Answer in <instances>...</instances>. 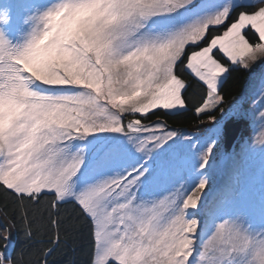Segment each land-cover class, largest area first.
I'll return each mask as SVG.
<instances>
[{
	"label": "snow or ice",
	"instance_id": "obj_1",
	"mask_svg": "<svg viewBox=\"0 0 264 264\" xmlns=\"http://www.w3.org/2000/svg\"><path fill=\"white\" fill-rule=\"evenodd\" d=\"M32 7L15 40L0 27V264H22L17 226L29 264L84 232L88 264H264V176L258 192L237 168L216 179L240 122L264 153V0ZM237 69L250 86L225 107ZM190 104L203 131L163 118Z\"/></svg>",
	"mask_w": 264,
	"mask_h": 264
},
{
	"label": "trees",
	"instance_id": "obj_2",
	"mask_svg": "<svg viewBox=\"0 0 264 264\" xmlns=\"http://www.w3.org/2000/svg\"><path fill=\"white\" fill-rule=\"evenodd\" d=\"M33 0H0V15H7V23L0 21V27L4 28L7 32V35L15 40L17 31L25 30L29 28L28 24H25L24 21L27 17L34 11L33 7ZM6 10V12L4 11ZM18 35V33H17ZM19 37V35H18ZM248 73L241 72L239 69L232 72L223 86L222 92L225 94L226 104L231 102L233 97H237L243 90L245 89L246 85L248 84ZM158 115L163 116L162 113H158ZM156 117H150V119H155ZM163 118L168 120L169 125L173 127H185L189 130L186 134H192L199 131H203V128H196L192 124V121L195 120V116L193 115V109L191 104L189 105V111L184 113L181 117H166ZM243 128L241 129L242 132L240 133L234 147L232 149H228L231 153L232 152H239L242 145L243 138L245 136V132L247 129V122L242 121ZM246 132V134H247ZM241 174V181L243 182V171L238 168ZM260 173V170L258 174ZM257 174V173H256ZM261 175V174H259ZM224 178L219 179L218 183H221ZM258 178L254 176L252 180L251 187L255 188L258 182ZM242 184V183H241ZM242 186V185H241ZM4 203V193L0 191V206ZM70 205L62 206L63 210H70ZM18 219V217H17ZM47 217H45L46 221ZM5 227L4 224V217L0 214V231H2ZM9 244V251L20 252L22 248H24L23 260L22 264H29L31 253L33 249L38 247L36 244H28L24 237L23 231L17 226L12 229V234ZM5 241L0 240V245H3ZM27 245V246H26ZM89 243L87 240L86 232L81 234H75V246L73 247L72 242H69V246L63 248L55 254L54 257V264H88L89 260Z\"/></svg>",
	"mask_w": 264,
	"mask_h": 264
},
{
	"label": "rangeland",
	"instance_id": "obj_3",
	"mask_svg": "<svg viewBox=\"0 0 264 264\" xmlns=\"http://www.w3.org/2000/svg\"><path fill=\"white\" fill-rule=\"evenodd\" d=\"M245 2L248 4H253L255 3V0H245ZM27 30H29V28H26L23 31H27ZM17 33L19 36L21 35V31L20 32L17 31ZM17 33H16V37H18ZM249 86L250 85L248 82L245 89H247ZM252 128L253 126H250L247 122L248 132L246 130L247 134L245 132V136L243 137L246 138L243 139L242 141L244 145H242L239 152L234 151L231 153L228 149H226L225 145L221 146L220 155H218L217 158V177H216L217 183L219 182V179L224 178L225 170L229 168H237V169L239 168L240 170L243 171V175H242L243 182L241 184L242 191L248 187H251L254 176H256L259 179L256 185V191L257 192L259 191L261 177L264 176V153L261 152L258 146L253 148L252 150H248L246 147V142L248 141V138L252 135ZM224 153L231 154L232 159L231 160L223 159L222 156ZM259 170H260L259 174L261 175L258 174Z\"/></svg>",
	"mask_w": 264,
	"mask_h": 264
},
{
	"label": "water",
	"instance_id": "obj_4",
	"mask_svg": "<svg viewBox=\"0 0 264 264\" xmlns=\"http://www.w3.org/2000/svg\"><path fill=\"white\" fill-rule=\"evenodd\" d=\"M241 129H242V122H240L235 129V136L236 138L231 140L228 144H225L226 149H232L241 133Z\"/></svg>",
	"mask_w": 264,
	"mask_h": 264
},
{
	"label": "clouds",
	"instance_id": "obj_5",
	"mask_svg": "<svg viewBox=\"0 0 264 264\" xmlns=\"http://www.w3.org/2000/svg\"><path fill=\"white\" fill-rule=\"evenodd\" d=\"M6 12V10H4ZM0 16H3V15H0Z\"/></svg>",
	"mask_w": 264,
	"mask_h": 264
}]
</instances>
